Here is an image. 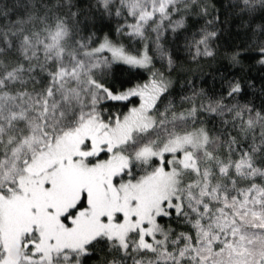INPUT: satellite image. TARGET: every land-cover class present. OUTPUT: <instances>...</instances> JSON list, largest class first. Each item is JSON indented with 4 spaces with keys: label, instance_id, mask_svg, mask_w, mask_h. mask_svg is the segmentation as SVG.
Segmentation results:
<instances>
[{
    "label": "snow or ice",
    "instance_id": "snow-or-ice-1",
    "mask_svg": "<svg viewBox=\"0 0 264 264\" xmlns=\"http://www.w3.org/2000/svg\"><path fill=\"white\" fill-rule=\"evenodd\" d=\"M0 264H264V0H0Z\"/></svg>",
    "mask_w": 264,
    "mask_h": 264
},
{
    "label": "trees",
    "instance_id": "trees-1",
    "mask_svg": "<svg viewBox=\"0 0 264 264\" xmlns=\"http://www.w3.org/2000/svg\"><path fill=\"white\" fill-rule=\"evenodd\" d=\"M254 74H255V71H254ZM210 79V78H209ZM217 87H219V84H217Z\"/></svg>",
    "mask_w": 264,
    "mask_h": 264
}]
</instances>
